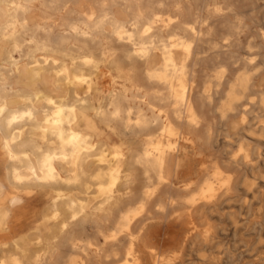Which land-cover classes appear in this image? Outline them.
Here are the masks:
<instances>
[{
	"label": "bare ground",
	"instance_id": "1",
	"mask_svg": "<svg viewBox=\"0 0 264 264\" xmlns=\"http://www.w3.org/2000/svg\"><path fill=\"white\" fill-rule=\"evenodd\" d=\"M78 1L0 0V8L3 7L8 13V21L0 25V33L5 41L21 31H29L34 36L38 32L62 29L65 35H74L76 38L71 41V46L75 47L79 55L70 57V60L72 65L77 64L81 69L88 70L87 74L83 70L75 74L76 82L89 83L101 68H106L113 73L114 79L128 80L131 85L123 87V94L112 92L109 101L112 110L105 114L99 108L95 110L98 116L106 117L110 122H118L121 125L118 129L129 131L131 136L146 131V142L140 151L131 149L123 152L120 146H115L113 152L109 153L104 148H98L96 160L100 166L106 164L107 167L98 168L94 174H89L84 168L74 165L81 154L82 163L89 157L88 153L93 147L90 145V136L80 137L72 129H67L63 135L65 109L62 111L59 108L57 113L54 110V119L52 122L46 120L41 131L51 129L53 133V130H58L60 144L72 147L76 144L81 147V153L73 149L59 157L58 154H50L39 169L40 176H36L33 171L34 178L43 181L33 185L47 186L54 192L44 214V223L52 222V226L8 242L4 240L8 234L5 224L8 212L0 211V264H241L239 261L243 256L262 261L255 264H264V240L254 244L242 242L235 248L225 247L221 241L224 232L221 227L227 221L234 231L233 236L239 231L245 232L243 236H249L254 231H264V221L257 222L253 217V206L258 198L256 183L244 188L249 195L247 202L244 197L240 199L241 206L245 203L244 213L237 215L233 212L219 213L217 210L219 203L228 201L229 194L235 191L234 175L238 168L247 166L252 179H256L253 177L257 171L255 169L262 167L259 181L264 187L262 150L256 147L249 151L245 146L246 140L241 138L236 150L229 154L225 162L227 169L231 170L221 168L213 160V154H209L210 164L203 168V177L186 182V174L179 166L181 160L178 158L181 153L178 141L201 138L194 135L195 129L205 127V137L211 139V124L201 118L200 114L205 113L204 105L213 106L216 100L218 103L215 109L220 113L222 121L241 116L238 120L242 124L244 116H248L257 131L256 134L251 133L248 124L243 127V131L264 142V29H261L259 42L247 43V52L253 50L254 54L241 58L245 66L242 65L240 73L226 78L227 66L212 67L214 69L211 74L205 75V82L193 91L194 70L190 71L189 61L196 40L187 39L186 35L195 38L201 36L199 34H209L214 29L210 21L216 18L228 31L222 39L223 50H207L206 54L210 56H202L204 51L195 53L194 66L205 59L213 62L222 52L229 54L227 60L234 64L232 61L239 58L233 56L231 48L239 44V34L250 30L241 13L239 15L242 17L238 16L229 5L225 7L228 10L226 13L215 0L197 5L194 12L186 8L181 0H83L86 5L80 11L73 8ZM36 4L44 9V18L29 27L26 15L35 9ZM201 10L205 11L204 16L199 15ZM59 11L69 16L75 15V18L67 17L60 23L55 22V14ZM228 14L234 15L235 22L228 19ZM33 41L36 47L47 52L45 44L36 39ZM61 42L67 46L70 40L62 39ZM197 42L200 43V39ZM219 44L213 40L210 43L212 47H218ZM14 47L18 48L17 45ZM157 54L160 64L153 66ZM61 74L68 77L66 67ZM139 79H144L151 87L138 86ZM47 101L53 105L56 99L55 102ZM87 102L83 99L79 103L83 108H89ZM122 103L128 104L124 111ZM3 109L0 108V111ZM28 110L31 111L30 108ZM44 110L47 114V109ZM74 111L70 109L71 120L66 116L67 125L73 122L76 115ZM31 114L28 113L29 117ZM15 119L12 118V121ZM118 129L111 128L113 132ZM232 138L224 133L226 143ZM56 159L71 165L70 176H59L53 166ZM139 182L142 187L136 190ZM161 188L166 192L179 190L184 193L182 205H173L176 210L171 219L161 217L153 207ZM71 190H76L78 194L69 195L68 191ZM92 200L94 203H91Z\"/></svg>",
	"mask_w": 264,
	"mask_h": 264
},
{
	"label": "crops",
	"instance_id": "2",
	"mask_svg": "<svg viewBox=\"0 0 264 264\" xmlns=\"http://www.w3.org/2000/svg\"><path fill=\"white\" fill-rule=\"evenodd\" d=\"M85 3L86 2H84L83 0H79L77 3L73 5V8L78 9V11H80L82 7L86 5ZM44 12H45L44 9H42L39 4H36L35 9L26 15V21L28 26L32 27L34 24L41 22V20L44 18L43 17ZM55 17H56L55 22L60 23L62 20H64L67 17L75 18V15L69 16L66 15L64 11H59L57 14H55ZM7 21H8V13L3 7H1L0 25L4 24ZM64 33L65 32H63L62 29H57L52 32H38L37 34H34V36H32L31 32L29 31H25V32L21 31L18 32L17 35L14 38L10 39L9 41H5L0 33V61H1L0 62V73H1L0 74V108H4L2 110L3 112L0 111V118H2V121L0 119V199H1L0 211L8 212V218L5 222V224L7 225L6 229L8 234L7 237H5L4 239L8 242H12L14 240L20 239L21 236H27L28 234L33 233L36 230L43 231L44 229L49 228L53 224L52 222L44 223V214L46 209L48 208L47 206H49L51 202L54 192L52 189H50L47 186L33 185L34 183L43 182L42 180L38 181L37 179L34 178L35 176L33 175V171L36 173V176H40L39 169H41L44 160L50 154L51 155L58 154L57 157H59L63 154L70 153L71 150L73 149L74 151L78 150L79 153H81L82 150L81 147L80 146L78 147L76 144H74V147L61 145L58 140V135H59L58 130H53L52 132L54 134L51 133V129L50 130L47 129L45 132H42L46 120L52 122V120L54 119L52 117H54V115L57 113L59 108H61L62 111L63 109H65V111H63L64 120L62 124L63 135L67 132V129H72L73 132L75 134H78L80 137L90 136L91 138L89 139V141H91L90 145L91 147L93 146L92 148L94 149L92 148L90 149L88 153L89 157L86 158L82 163V157H81L82 154H81L77 160V163L74 165V166H78L79 168L81 167L84 168L89 174H94V172H96L98 168L104 169L105 167H107L106 164H102L100 166L96 160L98 154V148L100 149L104 148V150L108 151L109 153L113 152L115 146H120L123 152H128L131 149L132 150L136 149L137 151H140L142 150L141 147H143L146 142V136H147L146 131L141 132L142 134L138 133L136 136H131L129 131L118 129V127L121 126L118 122L117 123L110 122L106 117L98 116L97 114L99 108H101L104 113L106 112L105 114H107V112L112 110V107L109 106L110 96L112 92L115 91L116 93L123 94L124 93L123 87L128 88L131 86L130 84H128V80L114 79L112 72H110L106 68H101L100 71L96 73L93 78L90 79L89 83L85 84L82 82H76V80L74 79L75 74H78L81 70H83L81 69L80 66H77V64L72 65V62L70 60V57L72 56L75 57L76 55H79V52L75 49V47L71 46V41L74 40L76 37L72 34H69L67 36ZM35 39L38 40L39 43H43L46 45L47 52L42 51V49L39 47H36L33 41ZM62 39L70 40L67 46L62 45L61 42ZM15 45H17L18 48H15L14 47ZM48 48L50 49L48 50ZM52 50L53 51L56 50L55 52L58 53H55ZM5 51L7 52L5 53ZM69 51H71L73 55ZM35 61H37L38 63H35ZM158 64H160L159 54L156 55V58L152 63V65L156 66ZM126 66L127 64L125 63V67ZM64 67H66L67 69L68 77H65L64 74H61V71ZM83 72L87 74L88 70L84 69ZM32 74H34L35 76ZM139 85L142 88L151 87V84H149L144 79L138 80V86ZM158 86L160 87V85ZM88 87H90L91 89L88 90L87 89ZM20 92H24V93H20ZM143 92L144 91L142 90V93ZM74 96L77 97V99ZM126 96L129 95L126 94ZM83 99H86V101H88L87 104L89 108L82 107L80 103L81 100ZM47 100H52L53 102H55L54 103L55 105L49 104ZM17 107L19 110L17 109ZM32 107L35 108L34 109L35 111L33 110ZM29 108L31 111L28 110ZM71 108L75 110L74 113L76 115L74 114L75 116L73 122L67 125L66 124V122L68 121L67 117L71 115L70 112ZM127 108H128V104L122 105V111H124ZM8 109L14 110L15 114H13L14 111L10 110L11 113L10 115V113H8L9 111ZM38 109L40 110L43 109V110L40 111ZM44 109H47L48 112L47 114L46 112L44 113V111H46ZM25 110H27V112ZM54 110L56 113H54ZM204 112L206 113L205 110ZM28 113L29 114L32 113L30 117ZM205 113L200 114L202 115L200 117L207 121H209V119L211 118L212 119L221 118L219 112L217 113L218 115L215 116L210 115L208 117L209 119L207 118V116H205ZM9 116L16 119L12 121V118H9ZM69 117H70L69 120H71V116ZM170 118L174 120L172 116H170ZM182 118L185 117L183 116ZM239 118H241V116L236 117L234 119H229L226 122L222 121L221 119L223 134L226 133L227 135L233 137L232 139L236 143L234 147L235 150L241 138H244L246 140L245 141L246 147L249 145V143L251 144L252 140L254 139L249 137V135L245 131H243V127H245L248 124L250 125L249 127H251L250 128L251 133L256 134L257 131L256 129L253 128L251 120L247 122L244 121L241 124L238 120ZM42 121L44 122L43 127L41 125L43 123ZM209 122L211 124V129L213 130L214 128V126H212L213 122L211 121ZM174 123L176 124L175 121ZM84 126L88 129H86ZM113 127H117L118 130L113 132L111 130V128ZM199 128L202 129L199 134L202 135L204 138L205 127L202 126ZM184 130L185 128L183 125L182 131ZM185 131H184V135H185ZM154 132H156V129H154ZM200 139L199 140L193 139L188 141L181 139L180 141H178V150L181 152L180 155L178 156V158H180L181 160L179 166L183 169V171L186 174V177L184 178V182L195 179H201L204 175L202 166L204 165L208 166L210 164L209 159L208 162H205L203 159L195 157L194 153L190 151V150L195 151V149L194 146L189 145V143L191 142L192 144H194L197 141H200ZM98 144L100 145L98 146ZM66 146L72 148L69 150ZM247 148L249 151H252L254 148H256V146L252 145ZM59 149L61 150L60 152H58ZM56 160H54L53 166L56 168L57 172L59 173V176L62 178L70 176L71 165L63 162L61 159H56ZM173 160L175 165L176 158H174ZM213 160L216 162L215 159ZM28 165H31V167L30 166L28 167ZM188 165L189 167H187ZM26 166L28 167V170ZM32 167H34L35 169ZM225 167L227 168V166ZM11 178L13 179V181ZM21 179L23 181H21ZM81 181L82 179L79 180V182ZM12 182H14V184ZM141 187L142 184L139 182V184H137L136 186V190H140ZM71 191H73V195L71 196H75L76 194H78L76 190H71ZM71 191H68L69 195ZM45 198L47 202L42 207L35 206V203L38 200L41 199L43 200ZM14 200L17 201L13 202ZM91 203H94V200H92ZM231 208L232 207L228 209ZM243 208L246 209L245 207H242L240 204L239 214L245 212ZM217 210L219 213H225V210L218 209V206H217ZM228 212H233L237 214V212L233 210H229Z\"/></svg>",
	"mask_w": 264,
	"mask_h": 264
},
{
	"label": "rangeland",
	"instance_id": "3",
	"mask_svg": "<svg viewBox=\"0 0 264 264\" xmlns=\"http://www.w3.org/2000/svg\"><path fill=\"white\" fill-rule=\"evenodd\" d=\"M181 1L186 8L188 7V9H191L194 12L197 5H200L201 3H202L201 5H204L207 0H202V1L201 0H188V1L187 0H181ZM208 2H210V0H208ZM215 2H217L220 6H222L224 8V10H226L225 11L226 13L228 12V10H227V8L225 9V7H227L229 5L233 9V11H235V13H238V16L242 17V15H243L244 17H242V18H244V22L250 26V30L248 32H244V33L239 34L240 35V36H238L239 37L238 38L239 44H237L231 48V50L234 51L233 56H235V57L237 56V58H239V60H235L236 62L238 61L237 63L235 61H232L234 64H231V62H229L227 60L228 57H230V55L229 54L225 55L222 52V53H220L219 58L217 60H215L213 62H209V60L205 59L204 61L198 63L196 65V67L194 66V63H196L195 55H197L195 53H198L199 51H204L205 53H202L201 54L202 56H210V54H208V53L206 54L207 50H212L213 48H216L219 51L223 50L222 49L223 47L221 44L222 39L228 34V31L225 28H223L221 25V22H219V20H215L216 19L215 18L213 21H210V23L212 24L214 29L209 34H206V33L205 34L204 33L199 34L201 36H197V37L195 36V38L191 37L189 35H186L187 39L196 40L194 47L192 49L193 51H192L190 61H189L190 71L194 70V77H193L194 89H193V91L196 90L195 89L196 86H197L196 88L199 89L200 85L205 82L204 80H206L205 75L211 74V71L216 67L227 66L228 74H226V78H231L233 75L240 73L242 70L241 69L242 65L244 64L242 62L241 58H245V57H248V56L254 54L253 50H251L252 52H247V48H246L247 43L252 42V41L259 42L260 41L259 36H260L261 29H264V0H215ZM211 3H212V1H211ZM239 13H241L242 15L241 14L239 15ZM199 15L204 16L205 11L201 10L199 12ZM231 15H233V14H228V19L235 22L236 19H235L234 15L232 18H231ZM188 20L191 21L190 18H188ZM205 25H203V27H202L203 29H204ZM197 39H200L201 42L200 43L197 42ZM212 40L220 43L219 46L218 47H212L210 45ZM206 45H207V47H206ZM224 49H226V48H224ZM205 62H206V64H205ZM243 66H245V65H243ZM212 67H214V68L212 69ZM263 79H264V75H263ZM196 82L198 84H195ZM217 101L218 100H216L214 102L213 106L204 105V110L205 111L207 110L206 111L207 115H209V116L210 115L211 116L218 115L217 114L218 111L215 109V105H217V103H218ZM206 113H205V116H207ZM249 118L250 117H248V116H244V121H246V122L249 121L250 120ZM209 121L213 122V124H214L213 125L214 126L213 134H212L211 139L208 140L205 136L203 138V136L199 134L202 129L199 128V129L194 130V135L201 136L202 139H200V141H197L194 144H192L190 142L189 145H193L194 149H195V151L194 150H190V151L194 153L195 157L203 159L205 162H208V155L213 154V156H214L213 158L216 160L218 165L221 166V168H223L225 170H231V169H227L225 167V162L227 161V159L229 157L228 154L235 150L234 147H235L236 143L233 139L231 141H229V144L224 142V134H223L221 119L214 118L212 120L209 119ZM218 135H219V139H218ZM249 137L252 138V136H249ZM252 145L259 147V149L262 150V151L261 150L260 151L262 153H264V142L258 141L257 136H254V139L252 140L251 144L249 143V145L247 147H250ZM205 166H207V165L202 166V168H204ZM262 170H263V168L260 166L257 167V169H255L256 172H254L255 176H253V177L256 179H252L251 172L248 170L247 166H245V167L243 166V167H241V169L238 168L237 170H235V175H234L235 184L233 183L235 185V191L231 192L229 194V196H228L229 200L224 201L225 204L223 202L219 203L218 209L225 210V212H228L229 210H233V211L237 212V215H238L240 212L239 211V206L241 204L240 199H242V197H244L246 202L249 199L248 194L245 192L244 188L251 183L252 184L256 183L255 186L257 187V190H258V198L255 201L254 206H253V217H255V220L257 222H261V221L263 222L264 221V219H263L264 218V187H263L262 183L259 181V179H260L259 174H260V171H262ZM258 185H260V186H258ZM70 195H73V191L70 192ZM46 202H47L46 199L38 200L35 203V206L36 207H42ZM243 206H245V203H244V205H242V207ZM230 207H232V208L228 209ZM243 210L246 211V209H244V208H243ZM221 228L224 230V232L221 235V241H222V244L225 245V247L235 248V247H239L242 244V242H247L248 244H254V243L259 242V240H264V231H254V232L250 233L249 236H247V235L243 236L242 233H245V232L239 231V232H236L235 236H233L234 231L232 230L231 226L228 225V221H227V223L226 222L223 223V226ZM261 262L262 261L253 260L252 258H249L247 256H243V258H241L239 261V263H241V264H255V263H261Z\"/></svg>",
	"mask_w": 264,
	"mask_h": 264
},
{
	"label": "clouds",
	"instance_id": "4",
	"mask_svg": "<svg viewBox=\"0 0 264 264\" xmlns=\"http://www.w3.org/2000/svg\"><path fill=\"white\" fill-rule=\"evenodd\" d=\"M184 193L176 190L172 192L163 191L160 189L159 195L154 199L155 203L153 205L155 212L160 214L161 217L166 219H171L173 217V213L175 212V208L173 205H182V198Z\"/></svg>",
	"mask_w": 264,
	"mask_h": 264
}]
</instances>
